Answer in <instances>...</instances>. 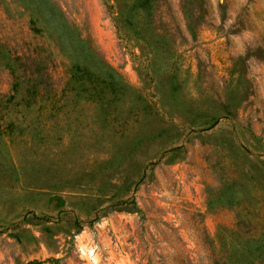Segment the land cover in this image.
Here are the masks:
<instances>
[{
    "label": "rangeland",
    "instance_id": "1",
    "mask_svg": "<svg viewBox=\"0 0 264 264\" xmlns=\"http://www.w3.org/2000/svg\"><path fill=\"white\" fill-rule=\"evenodd\" d=\"M228 259L264 264V0H0V264Z\"/></svg>",
    "mask_w": 264,
    "mask_h": 264
},
{
    "label": "trees",
    "instance_id": "2",
    "mask_svg": "<svg viewBox=\"0 0 264 264\" xmlns=\"http://www.w3.org/2000/svg\"><path fill=\"white\" fill-rule=\"evenodd\" d=\"M238 223H239V221H237V224L234 225V228L237 230V233H239L240 236L245 237V239H244V241H243V244H241V245H242L241 247L244 248V250H245L244 253H246L247 255L250 256V255H252V252L249 250V247H250V245H249V241H250V240H247V239H248V237H249V234H250V232H251V228H252V227H249V226L247 225L248 223L243 222V226H244V228L241 229V228H238ZM256 249H257V248L253 247V250H256ZM256 257H258V256H256ZM224 263H225V264H237V259H234L233 261H230V260L228 259V261L225 260ZM207 264H217V262L213 260V261H211V262H208Z\"/></svg>",
    "mask_w": 264,
    "mask_h": 264
}]
</instances>
